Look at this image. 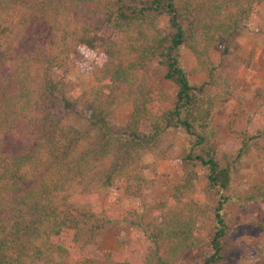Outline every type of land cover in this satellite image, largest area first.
Here are the masks:
<instances>
[{
  "label": "trees",
  "instance_id": "1",
  "mask_svg": "<svg viewBox=\"0 0 264 264\" xmlns=\"http://www.w3.org/2000/svg\"><path fill=\"white\" fill-rule=\"evenodd\" d=\"M261 1L0 0V264H178L201 244L194 230L208 214L210 253L200 264H226L239 244L222 206L234 167L261 156L264 112L248 115L239 104L246 125H228L236 149H216L212 111L235 89L208 52L220 46L223 55L231 37L258 31ZM161 15L166 29L158 26ZM41 20L44 38L23 49V31ZM81 48L103 59L93 85L54 79V69L83 59ZM185 50L195 61L188 72L179 64ZM154 68H164L163 79L175 86L171 101L149 86ZM189 73L204 80L190 85ZM125 103L127 120L111 127L110 114ZM68 111L84 116L81 129L64 120ZM173 128L186 135L179 155L162 146ZM145 152L153 161L141 162ZM165 159L174 167L161 176L164 197L135 209L103 206L114 188L139 197L149 186L144 170L155 175L154 161ZM200 177L212 208L199 196ZM249 201L237 200L232 211H252L256 200ZM114 222L130 225L120 251L90 255ZM250 249L258 257L252 264H262L264 244Z\"/></svg>",
  "mask_w": 264,
  "mask_h": 264
},
{
  "label": "rangeland",
  "instance_id": "2",
  "mask_svg": "<svg viewBox=\"0 0 264 264\" xmlns=\"http://www.w3.org/2000/svg\"><path fill=\"white\" fill-rule=\"evenodd\" d=\"M261 15H264V0L258 4ZM43 20L28 24L27 32L23 31L19 45L25 49L41 41L43 35ZM161 29L167 28V20L161 15L158 21ZM226 46L228 52L221 54L220 46L209 49L208 56L218 71L226 77L234 86V96L222 104L213 108L211 116V128L215 136V146L218 151L233 152L237 143L229 137L228 125L235 130H241L246 124L239 104L248 115L264 112V23L259 30H245L231 37ZM83 59H72L67 71L54 69L53 77L67 78L71 83L80 88H86L94 83L93 71L103 59L86 49H80ZM180 67L188 72L195 61L192 54L185 50L179 58ZM164 68L150 70L149 86L154 90H162L169 101L173 99L175 86L163 79ZM204 80L202 73H189L190 85H197ZM239 100V102H237ZM168 103L161 105L165 108ZM130 112V104L119 106L108 118V124L114 128H121L127 120ZM64 120L71 126L81 129L85 125L82 114L68 111ZM186 135L181 128H173L162 135V146H169L173 155H179L185 148ZM261 148L259 158H242L234 167L231 174L228 200L222 206L224 211H231L230 235L239 249L228 255L226 264H252L257 256L252 252L251 245L264 244V139L257 142ZM153 161L148 152L143 153L141 162L146 164ZM173 163L168 160L154 161L156 174L148 169L144 170L145 177L149 180L148 188L139 197H125L120 188L112 189L107 198L102 201L104 207H119L124 209L139 208L143 202L162 198L166 195V188L160 186L161 176L173 172ZM204 181L200 177L197 182L199 196L209 207L214 206V197L203 191ZM248 198L256 200L255 209L244 213L232 211L237 200ZM212 215L208 214L203 222L194 230L195 236L200 238L201 244L181 257L178 264H200L204 255L210 253L209 239L212 233ZM130 225L128 222H114L102 233L99 242L90 248L89 254L95 258H103L108 253H117L121 248V240L128 234ZM264 264V262L262 263Z\"/></svg>",
  "mask_w": 264,
  "mask_h": 264
}]
</instances>
